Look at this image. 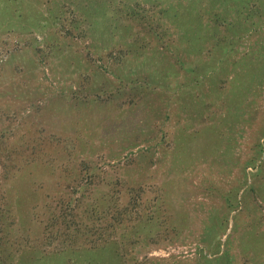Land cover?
Returning <instances> with one entry per match:
<instances>
[{
    "label": "rangeland",
    "instance_id": "rangeland-1",
    "mask_svg": "<svg viewBox=\"0 0 264 264\" xmlns=\"http://www.w3.org/2000/svg\"><path fill=\"white\" fill-rule=\"evenodd\" d=\"M0 264H264V0H0Z\"/></svg>",
    "mask_w": 264,
    "mask_h": 264
},
{
    "label": "trees",
    "instance_id": "trees-1",
    "mask_svg": "<svg viewBox=\"0 0 264 264\" xmlns=\"http://www.w3.org/2000/svg\"><path fill=\"white\" fill-rule=\"evenodd\" d=\"M2 191H1V189H0V201H2Z\"/></svg>",
    "mask_w": 264,
    "mask_h": 264
}]
</instances>
